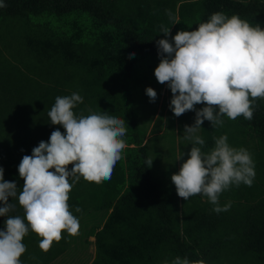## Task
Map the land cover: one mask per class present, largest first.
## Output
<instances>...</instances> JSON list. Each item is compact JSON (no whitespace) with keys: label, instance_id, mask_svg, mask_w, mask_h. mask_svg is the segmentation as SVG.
<instances>
[{"label":"trees","instance_id":"1","mask_svg":"<svg viewBox=\"0 0 264 264\" xmlns=\"http://www.w3.org/2000/svg\"><path fill=\"white\" fill-rule=\"evenodd\" d=\"M0 167L4 180L22 191L18 167L60 125L48 112L56 97L78 93L74 114L125 119L126 147L110 180L83 178L68 201L79 219L78 235L62 233L45 252L40 237L24 238L22 264H50L68 254L78 236L92 237L86 264H172L180 257L205 264H264V100L255 101L251 120L222 117L234 132L236 149L249 151L255 176L251 186L232 185L219 196L215 212L206 196L187 201L175 185L153 178L144 134L136 128L128 79L137 57L160 59L157 41H172L179 31H194L211 15H238L264 28V2L238 0H0ZM170 13V15H169ZM170 29L165 37L161 28ZM64 27V28H62ZM134 53L133 57L130 54ZM202 108L206 105L201 104ZM219 133L218 136L220 137ZM71 167V166H69ZM10 215L24 216L18 199ZM0 206H3L0 204ZM79 207L80 212L75 209ZM105 216L99 218L97 213ZM87 218L89 228H84ZM7 217H0L5 230ZM88 244V243H87ZM70 256V255H69Z\"/></svg>","mask_w":264,"mask_h":264},{"label":"clouds","instance_id":"2","mask_svg":"<svg viewBox=\"0 0 264 264\" xmlns=\"http://www.w3.org/2000/svg\"><path fill=\"white\" fill-rule=\"evenodd\" d=\"M3 7L6 5L0 3ZM161 30L165 37L170 36L169 28L162 26ZM172 41H157L160 63L154 71L157 81L171 90L170 109L179 117L196 111L197 104L206 106L196 111L192 126H185L184 139L193 146L171 181L185 201L203 194L216 205L215 212L227 211L230 205L219 206L220 194L232 185L251 186L254 161L248 150L230 146L226 135L215 139V147L205 153L201 150L205 141L197 133L205 120L215 127L223 125L224 116L253 118L256 99L264 98V28L238 15L229 18L218 12L194 31L177 32ZM146 95L151 102L157 97L151 87ZM82 102L78 93L56 97L48 116L51 124L62 126L65 133L53 131L49 142L41 141L32 155L22 158L18 167L24 181L22 191L15 182L4 180L0 167V217H7L5 230H0V264H22L27 250L23 240L29 231L41 238L39 247L45 252L62 239L63 232L77 235L80 223L70 211V192L81 178L96 184L110 180L122 159L125 119L107 112L77 117L73 109ZM148 163L151 166L152 161ZM9 198L18 199L23 217L10 215L16 204L9 203ZM172 264L205 261L177 257Z\"/></svg>","mask_w":264,"mask_h":264},{"label":"rangeland","instance_id":"3","mask_svg":"<svg viewBox=\"0 0 264 264\" xmlns=\"http://www.w3.org/2000/svg\"><path fill=\"white\" fill-rule=\"evenodd\" d=\"M241 2L253 1L264 2V0H238ZM64 28V27H62ZM160 59L150 55H141L137 57L133 67L132 74L127 81L129 93L131 97V105L134 114V120L137 130L145 136V149L148 161H152L149 169L153 178L161 180L164 184L170 185L171 176L177 174L184 162L189 158L191 147L190 140L184 139L185 126H192L195 123L196 111L202 109L201 104L195 105L196 111H188L179 117H176L170 109L172 93L167 84H160L155 78L154 71L158 67ZM151 87L157 97L154 102L146 95V89ZM264 100V98H262ZM223 124L222 126L212 127L207 120L201 125V130L197 135L201 136L205 144L202 151L207 153L215 147V139L218 134L228 137L230 146L235 147V139L233 129ZM220 136V137H221ZM201 147L200 145H195ZM173 184V183H172ZM174 185V184H173ZM229 194V189L222 192L221 195ZM203 195V194H200ZM204 196V195H203ZM99 218L105 216V213H97ZM86 224L84 228H89L91 223L87 218L83 221ZM82 226L79 227L80 233ZM77 234V235H78ZM76 237L72 248L68 253L74 257V261L64 262L63 264H86L93 254L92 237L84 238ZM68 255V254H65ZM59 264V263H58Z\"/></svg>","mask_w":264,"mask_h":264},{"label":"crops","instance_id":"4","mask_svg":"<svg viewBox=\"0 0 264 264\" xmlns=\"http://www.w3.org/2000/svg\"><path fill=\"white\" fill-rule=\"evenodd\" d=\"M92 259V257H91ZM74 257L72 256H69V255H63V256H60L58 257L56 260H54L52 263L50 264H63L64 262H69V261H74Z\"/></svg>","mask_w":264,"mask_h":264}]
</instances>
